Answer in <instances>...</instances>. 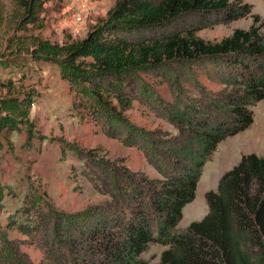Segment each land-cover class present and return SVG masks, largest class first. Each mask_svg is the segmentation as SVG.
I'll return each mask as SVG.
<instances>
[{
	"label": "trees",
	"instance_id": "16d2710c",
	"mask_svg": "<svg viewBox=\"0 0 264 264\" xmlns=\"http://www.w3.org/2000/svg\"><path fill=\"white\" fill-rule=\"evenodd\" d=\"M44 1L20 0L27 20L37 18ZM251 7L245 0H116L80 40H37L26 54L0 57V90H5L0 149L15 131L33 138L37 129L30 112L39 94L33 78L46 64L68 83L73 104L102 119L107 136L138 148L160 175L150 178L122 158L117 163L72 146L84 153L80 158L92 173L87 176L93 187L108 198L67 212L30 189L4 226L26 238H7L0 227V264H147L140 255L150 243L168 246L158 264H264V156L241 155L216 190L205 192L206 215L175 229L183 207L195 197L206 160L222 140L253 122L252 106L264 98L259 14L251 15L248 28H235L217 41L197 32L246 17ZM191 65L215 74L225 88L205 90L200 104L171 106V114L156 111L175 133L128 122L125 111L132 103L153 97L145 76L162 77ZM61 142L65 150L69 144ZM6 193L10 187L0 182V213ZM25 243L39 249V262L21 248Z\"/></svg>",
	"mask_w": 264,
	"mask_h": 264
},
{
	"label": "rangeland",
	"instance_id": "374dc122",
	"mask_svg": "<svg viewBox=\"0 0 264 264\" xmlns=\"http://www.w3.org/2000/svg\"><path fill=\"white\" fill-rule=\"evenodd\" d=\"M115 1L46 0L37 18L30 21L24 15L20 0H0V57L26 54L37 40L56 44L80 40L93 25L106 17ZM245 1L252 5L249 15L204 28L197 35L217 41L235 28H248L253 14H259L264 20V0ZM38 74L33 81L39 94L30 112L37 129L33 138L28 141L21 129L13 132L8 145L0 149V182L11 191L4 195L0 227L1 233L10 239L26 238L17 230L4 226L7 217L23 204L24 195L32 188L38 189L41 198L55 209L67 212L83 210L108 198L107 194L93 187L87 176L92 173L80 158L84 153L72 146L83 151L93 149L97 158L104 156V159L117 163H121L117 159L122 158V163L131 170L144 171L150 178L160 177L138 148L125 146L120 140L107 136L102 129V119L92 117L81 105L73 104V93L56 68L44 64ZM144 78L154 91L152 99L146 102L135 100L125 111L128 122L144 130L159 128L175 133V127L157 112L171 114V106H181L185 101L200 104L205 99V90L219 93L225 88L219 77L195 65L174 69L162 77ZM4 92L0 90V94ZM252 110L253 122L222 140L204 163L195 197L183 207L176 230H183L192 221H199L206 215L205 192L216 190L221 175L236 165L241 155L255 153L264 156V98L252 106ZM61 140L69 144L65 150L61 148ZM41 206L44 207L43 203ZM16 218L21 219L19 215ZM167 247L150 243L140 257L147 264H158L161 252ZM21 248L34 263L41 260L42 254L34 245L25 243Z\"/></svg>",
	"mask_w": 264,
	"mask_h": 264
}]
</instances>
